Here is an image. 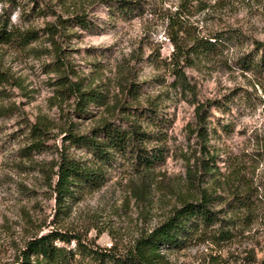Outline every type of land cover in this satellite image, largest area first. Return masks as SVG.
<instances>
[{
    "label": "rangeland",
    "instance_id": "rangeland-1",
    "mask_svg": "<svg viewBox=\"0 0 264 264\" xmlns=\"http://www.w3.org/2000/svg\"><path fill=\"white\" fill-rule=\"evenodd\" d=\"M80 12L86 13L88 26L59 22ZM0 13L20 29L39 30L26 45L0 42V65L7 72L0 105L11 107L0 116V264H19L24 241L51 228L75 235L68 243L56 241L72 250L81 239L88 247L126 251L190 188L187 170L200 154L194 105L205 100L213 101L206 148L215 160L194 187L213 194L211 206L224 219L213 229H229L228 236L208 235L162 250L169 264H259L264 255V62L247 69L242 61L252 63L261 54L255 47L264 42V0H134L126 5L0 0ZM52 22L58 25L54 40L44 30ZM194 37H209L213 45L189 61L181 57L192 85L182 89L172 84L170 57L175 40L186 47ZM76 80L104 99L91 102L84 115L75 112V94L63 89ZM147 107L154 111L145 113ZM133 115L146 129L161 131L159 144L166 153L145 176L141 196L133 193L139 179L116 153L98 188L76 190L57 209L53 163L60 149L85 155L63 142L64 129L85 132L104 120L120 123ZM35 122L46 127L47 144L28 151V126ZM235 188L246 204H236ZM71 264L97 263L75 252Z\"/></svg>",
    "mask_w": 264,
    "mask_h": 264
},
{
    "label": "trees",
    "instance_id": "trees-1",
    "mask_svg": "<svg viewBox=\"0 0 264 264\" xmlns=\"http://www.w3.org/2000/svg\"><path fill=\"white\" fill-rule=\"evenodd\" d=\"M33 1L36 2V0ZM118 1L121 5H126L134 0ZM37 9L42 10L41 7ZM58 19L64 26L67 23H75L82 27L89 24L84 12ZM44 30L54 40L58 25L52 22ZM38 36V29H20L10 22L9 16L2 17L0 13V42L26 45ZM256 43L255 48L261 50L259 58L251 61L252 63L243 60V68L248 69L263 64L264 42L257 41ZM174 44L177 52H173L169 62L170 73L174 77L172 84L179 85L182 89L192 90V85L180 65L181 57L184 62L189 61L191 55H196L200 50L209 48L213 45V41L209 37H194L186 47L176 40ZM5 81H7V72L0 65V85ZM66 83L63 89H67L70 94H75L77 114H86L91 102L99 104L104 102L101 93L96 89L83 87L78 80ZM212 102L205 100L194 105V129L198 137L200 154L195 157L193 164L189 165L187 170L190 188L179 194L177 203L163 219L137 235L126 251L116 253L110 249L100 250L88 247L81 239H75V249L72 250L64 244H57L56 241L68 243L75 238V235L58 228H51L40 234H33L24 241L17 257L19 264H71L75 252L86 254L97 264H169L162 247H182L185 242L206 240L209 238L208 235L227 234L228 236L229 229L219 228L217 232L213 229L215 224H220L224 220L218 215L219 210L211 206L215 198L213 194L207 187H194L195 182L201 181L204 175L210 173L211 165L214 164L211 161L215 160L214 155L206 148L208 113ZM10 108L9 105H0V116ZM145 110V113L154 111L151 107ZM135 114H138V111H135ZM28 127L31 136V141L26 145L28 151L46 147V127L38 122ZM64 131L63 142L66 141L70 145L81 148L85 155L70 156L60 149L59 157L53 163L56 166L53 170L56 178L52 187L55 191L57 209H62L64 201L72 197L76 190L83 187L98 188L105 181V166L114 159L116 153L139 179L137 184L133 185V193L137 197L141 196L144 189L145 176L165 159V148L159 144L162 140L161 131L146 129L134 115L133 119L121 117L120 123L110 119L104 120L85 132L74 131L71 127H66ZM197 167L200 169L199 172L196 170ZM232 195L238 198L237 205L246 204V200L241 197L236 188L232 191ZM259 264H264V255Z\"/></svg>",
    "mask_w": 264,
    "mask_h": 264
}]
</instances>
